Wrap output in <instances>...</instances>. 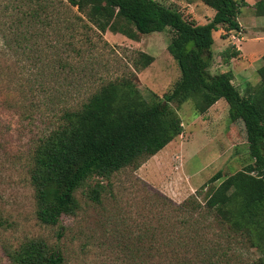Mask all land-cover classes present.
<instances>
[{"label":"rangeland","instance_id":"1","mask_svg":"<svg viewBox=\"0 0 264 264\" xmlns=\"http://www.w3.org/2000/svg\"><path fill=\"white\" fill-rule=\"evenodd\" d=\"M157 1L198 24L214 14L200 0ZM245 1L237 17L240 32H212V74L233 61L254 78L262 64L264 15L255 13L258 0ZM126 29L125 34L99 31L70 0H0V264H11L8 252L34 238L57 246L62 264H260L251 239L205 206L190 210L185 202L181 207L190 195L203 204L210 185L250 161L240 131L226 134L223 98L213 112L201 114L191 100L173 103L181 134L137 168H122L109 179H87L74 193L76 211L63 214L56 225L37 220L27 172L30 153L57 125L61 108L102 81L133 70L139 51L153 57L134 77L145 98L151 92L161 96L180 76L167 50L169 27L147 34L130 25ZM226 49L239 52L225 62ZM217 171L221 178L202 189ZM99 181L100 199L94 201L89 189Z\"/></svg>","mask_w":264,"mask_h":264},{"label":"trees","instance_id":"2","mask_svg":"<svg viewBox=\"0 0 264 264\" xmlns=\"http://www.w3.org/2000/svg\"><path fill=\"white\" fill-rule=\"evenodd\" d=\"M214 10L205 23L183 17L176 9L157 0H70L99 31L126 33L127 25L140 34L172 30L167 50L176 60L180 76L161 96L151 92L145 98L134 82L137 70L153 57L139 51L133 70L102 81L80 101L63 106L59 122L33 146L28 180L33 188L35 216L45 225H56L63 214L78 208L75 191L92 177L109 179L122 168H137L182 133L181 119L173 103L191 100L198 114L218 99L228 104L227 135L240 131L249 162L210 185L203 204L190 195V210L205 206L209 214L226 223L244 239H251L264 256V54L256 69L259 81L240 91L232 82V72L210 73L212 32L241 31L237 19L245 0H200ZM264 15V0L253 4ZM36 13V12H34ZM42 21L43 19H32ZM122 22L123 24H117ZM239 50L222 52V59L237 56ZM221 178L214 173L201 188ZM102 185L89 189V197L99 201ZM11 264H62L57 246L42 238L28 239L8 252Z\"/></svg>","mask_w":264,"mask_h":264},{"label":"crops","instance_id":"3","mask_svg":"<svg viewBox=\"0 0 264 264\" xmlns=\"http://www.w3.org/2000/svg\"><path fill=\"white\" fill-rule=\"evenodd\" d=\"M221 30H222V28L219 27V29L216 30V31L217 32H220ZM263 51H264V49H263ZM248 56L253 57L252 54L251 55H248ZM228 70L232 72V75H233L232 82H233V84L234 85H237L240 91H243L247 87L248 84L251 85V86H254L259 81V76L257 75L255 69H254L255 70V77L252 78V77L249 76V72L247 71V69H245V68L244 69L243 68L242 69H240V68L237 69L236 66L234 65L233 61H230V63L228 61V64H223V66L219 70H217V71H219V72H226ZM236 80L238 81L237 84H235V81ZM217 101L215 103H213L207 109L208 112H210V111L213 112L214 111L215 107L218 105L217 104Z\"/></svg>","mask_w":264,"mask_h":264}]
</instances>
